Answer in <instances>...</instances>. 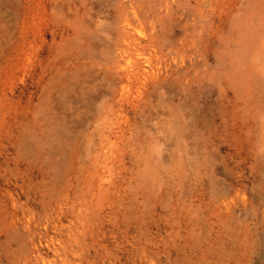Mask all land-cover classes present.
I'll return each instance as SVG.
<instances>
[{
	"label": "rangeland",
	"instance_id": "rangeland-1",
	"mask_svg": "<svg viewBox=\"0 0 264 264\" xmlns=\"http://www.w3.org/2000/svg\"><path fill=\"white\" fill-rule=\"evenodd\" d=\"M0 264H264V0H0Z\"/></svg>",
	"mask_w": 264,
	"mask_h": 264
}]
</instances>
